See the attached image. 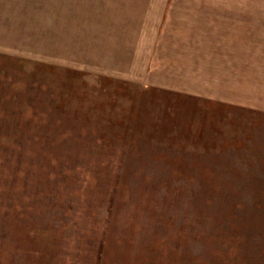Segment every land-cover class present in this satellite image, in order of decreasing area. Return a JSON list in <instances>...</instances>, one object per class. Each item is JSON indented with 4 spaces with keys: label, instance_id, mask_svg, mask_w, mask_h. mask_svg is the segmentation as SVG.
<instances>
[{
    "label": "rangeland",
    "instance_id": "rangeland-1",
    "mask_svg": "<svg viewBox=\"0 0 264 264\" xmlns=\"http://www.w3.org/2000/svg\"><path fill=\"white\" fill-rule=\"evenodd\" d=\"M0 264H264V0H0Z\"/></svg>",
    "mask_w": 264,
    "mask_h": 264
}]
</instances>
